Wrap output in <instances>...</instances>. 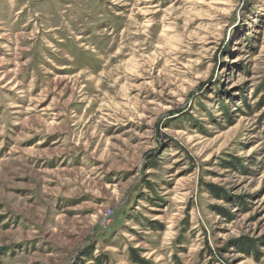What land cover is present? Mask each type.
<instances>
[{"label": "rangeland", "instance_id": "374dc122", "mask_svg": "<svg viewBox=\"0 0 264 264\" xmlns=\"http://www.w3.org/2000/svg\"><path fill=\"white\" fill-rule=\"evenodd\" d=\"M132 250L264 264V0H0V264Z\"/></svg>", "mask_w": 264, "mask_h": 264}, {"label": "trees", "instance_id": "16d2710c", "mask_svg": "<svg viewBox=\"0 0 264 264\" xmlns=\"http://www.w3.org/2000/svg\"><path fill=\"white\" fill-rule=\"evenodd\" d=\"M133 254H134V258H135V261L136 262H140L141 264H148V263H145L143 259L140 258L139 255L136 254V252L134 250H132ZM99 261V260H98Z\"/></svg>", "mask_w": 264, "mask_h": 264}]
</instances>
